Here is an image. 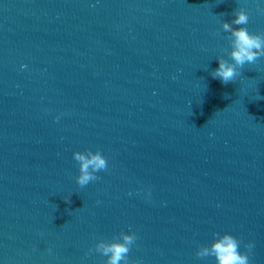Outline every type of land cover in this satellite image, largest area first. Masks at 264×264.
Wrapping results in <instances>:
<instances>
[{
    "label": "water",
    "instance_id": "water-1",
    "mask_svg": "<svg viewBox=\"0 0 264 264\" xmlns=\"http://www.w3.org/2000/svg\"><path fill=\"white\" fill-rule=\"evenodd\" d=\"M257 5L0 0V264H105L121 231L136 264H216L215 232L264 264V57L211 74L237 9L264 33ZM89 148L109 168L81 188Z\"/></svg>",
    "mask_w": 264,
    "mask_h": 264
},
{
    "label": "clouds",
    "instance_id": "clouds-1",
    "mask_svg": "<svg viewBox=\"0 0 264 264\" xmlns=\"http://www.w3.org/2000/svg\"><path fill=\"white\" fill-rule=\"evenodd\" d=\"M257 11L264 12V8L257 5ZM249 19V12L244 7H240L235 11L231 22L226 20L222 22V29L230 34V59H225L223 56L218 57L219 67L211 74L213 78L220 79L225 85L236 80L246 64H254L264 57V33L250 32L246 27ZM55 119L59 121L60 115H57ZM73 157L79 163V175L76 181L81 188L86 187L90 182L99 180L100 176L97 174L109 168L107 157L99 148L95 151L91 148L85 151H75ZM146 192L150 197L151 189L148 188ZM65 201L70 202V196ZM213 237L210 244L198 246L197 257L200 259L214 257L216 264H250V252L254 247L252 242L245 244L247 251L242 252L240 250L241 241L235 235L228 232L223 234L215 232ZM136 240L137 235L134 231H121L111 240L99 239L95 248L90 251L98 252L106 257L105 264H136L129 258V253ZM51 251L52 249L49 248V252Z\"/></svg>",
    "mask_w": 264,
    "mask_h": 264
}]
</instances>
